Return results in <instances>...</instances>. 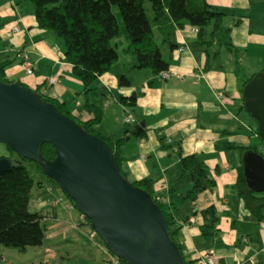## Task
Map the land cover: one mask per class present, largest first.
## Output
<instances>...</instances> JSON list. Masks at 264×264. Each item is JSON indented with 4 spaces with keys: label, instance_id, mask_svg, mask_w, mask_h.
Segmentation results:
<instances>
[{
    "label": "crops",
    "instance_id": "0c3cea01",
    "mask_svg": "<svg viewBox=\"0 0 264 264\" xmlns=\"http://www.w3.org/2000/svg\"><path fill=\"white\" fill-rule=\"evenodd\" d=\"M206 1L224 12V30L214 39L213 25L203 30L202 38L189 23L183 28L167 26L164 32L153 26L163 58L169 63L168 78L137 67L135 55L123 50L119 62L85 92L65 56V45L51 37L48 30L38 28L30 1L33 14L26 17L21 15L18 0L0 3V17L12 20L10 23L6 19L5 31L0 28V63L11 61V80H22L32 88L40 85L48 95L67 102L69 111L80 119L93 118L96 108L102 110L97 131L104 137L124 138L121 157L130 179L149 177L155 181L157 198L169 206L181 226L176 240L188 259L208 254L216 257L218 264H264V219L258 221L251 216L233 187L240 164V152L235 147L255 145L263 151L264 146L256 133L258 121L253 117L257 127L246 129L238 118L244 110L249 113L242 101L243 82L264 69V0ZM166 31H170L174 46L162 42ZM22 52L29 53L33 74L20 66ZM121 75L128 78V85L119 83ZM53 76L58 79L55 85L48 82ZM123 97H134L135 104L124 103ZM128 113L135 122L126 121ZM141 129L146 132L145 138L134 133ZM241 129L245 132L239 133ZM161 138L172 147L164 149ZM178 149L205 161L208 177L215 182L194 201L184 199L193 182L188 178L178 180ZM38 185L44 187V195L35 203L34 212L40 214L47 230L45 241L38 246L39 254L36 249L30 250L36 247L20 251L0 244V264H67L69 251L64 257L49 244L56 237L71 242L70 246H79L80 252L94 248V234L83 214L74 217L77 208L69 209L67 202H57L62 195L56 189L40 182ZM211 205L218 210L219 223L215 236L207 240L199 226L202 211ZM46 248L53 251L47 263L43 262ZM92 261L98 263L95 258Z\"/></svg>",
    "mask_w": 264,
    "mask_h": 264
},
{
    "label": "trees",
    "instance_id": "16d2710c",
    "mask_svg": "<svg viewBox=\"0 0 264 264\" xmlns=\"http://www.w3.org/2000/svg\"><path fill=\"white\" fill-rule=\"evenodd\" d=\"M29 1L33 4L38 28L52 31L63 39L65 56L72 66L73 74L83 82L85 92L92 89L99 76L108 72L119 62L120 39L118 38L123 34L119 18L123 20L125 35L129 40V44L124 50L135 55L137 67L149 69L154 74L168 70L169 63L163 58L153 26H158L160 31L164 32L167 26L183 28L185 24L189 23L199 28L198 33L202 38L203 30L209 25H213L212 39L218 32L224 30L222 27L224 12L213 7L206 0H149L152 19L147 13L145 0ZM115 7L118 9V13H115ZM229 31V29H225L226 33ZM170 36V31H166L162 42L173 44ZM210 42L207 41V43ZM207 56L206 66L208 67L210 65L208 52ZM10 64H12L11 61L0 63V79L5 82L13 81L8 74ZM261 73H264V69ZM255 75L253 74L243 82L242 90ZM18 82L32 90L41 100L54 105L62 113L75 120L84 132L104 139L112 148L120 169L127 175L121 157V145L124 138L104 137L96 129L103 118L100 108L95 109L93 118L83 120L69 111L67 102L48 95L40 89V85L32 88L22 80H18ZM119 83L122 86L128 85L129 80L126 76L121 75ZM122 100L124 103L134 105L136 99L123 97ZM242 101L244 102V100ZM134 133L137 137H146V132L142 129L134 130ZM256 133H258V129H256ZM160 143L164 149L172 147L166 144L165 138H161ZM261 144H264V141ZM5 147L11 154L15 153L9 147ZM235 148L240 152V164L238 165V177L233 187L240 199L244 201L251 216L261 221L264 219V194L256 193L248 187L244 175L243 155L248 150H255L264 155V146L263 151H260L259 147L255 145L236 146ZM41 155L46 161H53L58 153L55 147L47 142L41 147ZM18 156L21 160H27ZM178 156L180 159L178 180L188 178L193 182L192 188L187 191L184 199L194 201L201 192L206 190L207 186L213 187L215 182L208 177L206 162L196 154H183L178 149ZM21 160H16L6 173L0 174V244L26 251L28 248L41 246L46 239L47 230L41 222L40 214L30 210L35 182ZM35 164L42 171V167L38 163ZM129 180L135 186L148 192L152 200L163 209L169 231L181 249L187 264H196V260L187 258L183 247L176 240L181 226L174 213L170 212L169 206L157 198L155 181L149 177L139 180L129 178ZM53 182L57 185L55 181ZM74 205L77 208L76 204ZM202 217L200 231L205 239L210 240L215 236L219 223L217 208L214 205L207 207L202 211ZM85 221L89 231L92 234L96 233L92 228L91 220L85 217ZM121 264L129 263L121 259Z\"/></svg>",
    "mask_w": 264,
    "mask_h": 264
},
{
    "label": "water",
    "instance_id": "95a60500",
    "mask_svg": "<svg viewBox=\"0 0 264 264\" xmlns=\"http://www.w3.org/2000/svg\"><path fill=\"white\" fill-rule=\"evenodd\" d=\"M242 93L264 141V73L256 74ZM47 142L58 153L53 161L41 155ZM0 143L38 163L91 220L106 248L118 258L129 264H187L163 209L148 192L130 182L110 145L84 132L75 120L18 81L0 79ZM12 163L10 157H0V174ZM243 167L248 187L264 192V155L246 151Z\"/></svg>",
    "mask_w": 264,
    "mask_h": 264
},
{
    "label": "rangeland",
    "instance_id": "374dc122",
    "mask_svg": "<svg viewBox=\"0 0 264 264\" xmlns=\"http://www.w3.org/2000/svg\"><path fill=\"white\" fill-rule=\"evenodd\" d=\"M8 0H0V3H4ZM21 3L22 6V14L24 17L32 15L33 14V7L31 5V3L29 2V0H18ZM145 7L147 9V13L149 15V17L152 19V10H151V3L149 2V0H145ZM115 13H118V9L115 7ZM11 23V19L10 18H1L0 17V28H5V26L7 25V21ZM119 22H120V26L122 28V32L123 34L121 35V37H119L118 39H120V47H119V52L121 53V55L123 54V50L128 46L129 44V40L126 38L125 35V29H124V23L122 18H119ZM6 30V28L4 29V31ZM49 35L51 37H53L54 39H58L63 45L64 42L62 40V38H60L59 36H57L56 34H54L53 32L49 31L48 32ZM14 57L16 58V62H19V58L17 57V54L14 55ZM239 118V123L241 126H243V128L249 129L250 126H255L257 127V122L256 120L250 116L249 113L246 112V110H244L243 112H241L238 116ZM238 132H245L244 129L238 130ZM237 144H242L239 141H237ZM244 145V144H243ZM6 145H4L3 143H0V156H5V157H10L12 159L13 162H15L16 160H21L19 158V156L14 153L11 154L9 149H7L5 147ZM21 162L23 163V165L27 168L30 176L32 177V179L35 182V185L33 187L32 190V196H31V204H30V210L32 212L35 211V203H37L38 199L40 197H42L44 195V187H40L38 184L43 183L44 185L48 187H52L54 189H56V191L58 193H60V195H62L61 197L64 198V202L69 201V198L67 197V195L61 191V189L59 188L58 185H56L51 179H49V177H47L44 172H42L41 170H39L36 166V164L33 161L30 160H21ZM262 194H264V192H261ZM45 199L48 198V196L44 197ZM79 210L76 209V213L74 212V215L76 214V216L74 217H79ZM94 234V238L95 240H91L92 243H94V248L93 250L89 247H87L89 250V252H80V247L79 246H70V244H72L71 242H67L59 239L60 237H56L54 239H52L51 241H49L50 246L52 247V249H54L57 254L59 253L60 255L67 257V251H69V254H71L70 257V261L67 264H110L109 263V259L112 258V253L110 255V252L108 251V249L106 248L102 238L97 234V233H93ZM37 251V253L39 254V247L36 248H32L30 249L31 251ZM97 251V252H96ZM80 252V253H78ZM95 253V257L94 254ZM78 253V254H77ZM96 259L98 263H94L92 261V259Z\"/></svg>",
    "mask_w": 264,
    "mask_h": 264
},
{
    "label": "built area",
    "instance_id": "2783aa9c",
    "mask_svg": "<svg viewBox=\"0 0 264 264\" xmlns=\"http://www.w3.org/2000/svg\"><path fill=\"white\" fill-rule=\"evenodd\" d=\"M192 30L194 32H196V33L199 32V28H197V27H192ZM20 66L29 75L30 74H33V69H34V67H33V61L31 59L29 53H27V52H22L21 53ZM160 75L163 78H168L170 76V72L168 70H166V71L161 72ZM48 82L51 83L52 85H55L58 82V79H57V77L53 76V77H50L48 79ZM218 94L220 96L223 95V93H218ZM126 121L128 123L135 122V119H134V117H133V115L131 113H128L127 114ZM61 201H64V198L60 197L57 200V202H61ZM68 208L69 209H74L75 208L74 203L73 202H69L68 203ZM52 255H53L52 249L51 248H46L45 253H44V260H43V262H45V263L49 262V260L52 257ZM109 263L110 264H121V259L118 258L115 255H112V258L109 260ZM33 264H35V263H33ZM196 264H218V261H217L216 257H214L213 255L205 254L203 257H199L198 259H196Z\"/></svg>",
    "mask_w": 264,
    "mask_h": 264
},
{
    "label": "clouds",
    "instance_id": "9594fccd",
    "mask_svg": "<svg viewBox=\"0 0 264 264\" xmlns=\"http://www.w3.org/2000/svg\"><path fill=\"white\" fill-rule=\"evenodd\" d=\"M70 202H72L71 200H70ZM75 204V203H74ZM112 255H114V254H112Z\"/></svg>",
    "mask_w": 264,
    "mask_h": 264
}]
</instances>
